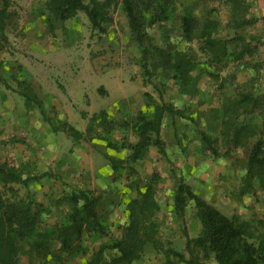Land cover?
Segmentation results:
<instances>
[{"label": "rangeland", "instance_id": "374dc122", "mask_svg": "<svg viewBox=\"0 0 264 264\" xmlns=\"http://www.w3.org/2000/svg\"><path fill=\"white\" fill-rule=\"evenodd\" d=\"M141 2L136 0L145 16L143 42L131 31L121 6L111 12L113 20L104 24L106 30L98 32L81 11L61 20L52 0H7L0 87L13 92L18 107L25 101L54 125L59 123L55 108L69 104L71 93L75 100L69 108L75 111L71 120L82 129H68L71 137L92 141L96 149L103 143L116 152H127L113 163L120 171L122 189L108 193L83 187L97 191L104 224V232L84 241L91 250L119 239L129 222V202L138 189L151 185L159 205L155 220L161 250L147 244L152 251L145 246L134 264H167L169 247L188 257L183 227L191 238L201 228L192 200L183 222L175 214L173 197L180 178L224 214L254 224L264 222V189L238 195L248 150L257 138L264 141V0H153L145 8ZM161 7H166V17L158 16ZM185 20L190 34L184 30ZM207 21L216 27L211 30L216 43L200 36ZM237 21L245 24L237 26ZM169 53L174 55L172 61L160 56ZM175 63H182V69H176ZM121 80L129 100L121 98L117 85ZM245 93L258 98V103L238 105ZM162 103L180 111L173 116L166 113L162 119L164 150L152 144L143 158L133 160L138 126L154 118ZM235 128L241 130L237 133ZM4 160L26 172H41L28 161L16 163L13 156L0 155ZM57 179L13 186L43 209L42 226L48 230L62 222L68 211L69 193L61 190L64 194L55 197L50 193ZM52 250L46 264H81L86 258H65L55 242ZM115 253L113 248L104 250L107 256ZM169 257L175 264H185L178 255ZM21 261L27 262L25 253ZM201 261L216 264L213 259Z\"/></svg>", "mask_w": 264, "mask_h": 264}, {"label": "trees", "instance_id": "16d2710c", "mask_svg": "<svg viewBox=\"0 0 264 264\" xmlns=\"http://www.w3.org/2000/svg\"><path fill=\"white\" fill-rule=\"evenodd\" d=\"M0 6V43L6 40L5 17L7 0H1ZM142 1L144 8L153 0ZM57 15L61 20L75 16L79 11L86 14L92 30L104 32V24L113 20L111 12L119 6L124 10L128 24L138 40L147 38L144 31L145 16L137 8L136 0H52ZM166 7L160 9L158 16L166 17ZM158 17V18H159ZM205 22L200 36L216 43L211 37L215 26ZM245 21H237L242 26ZM185 32L190 34V24L184 21ZM172 61L174 55H160ZM176 69H182V63H175ZM25 97L27 93H23ZM258 98L250 94H242L237 104L258 103ZM178 111L173 105L162 103L157 107L155 116L145 120L137 128L139 141L133 145L132 159L145 156L150 145L164 150V142L160 137L161 122L166 113L173 116ZM241 129L235 128V132ZM151 133L155 135L151 137ZM236 133V134H237ZM51 176L49 172L33 174L23 168L0 161V264H23L22 255L25 253V264H46L52 254V244L55 242L65 258L86 257L81 264H134L142 257L146 244H152L156 250H161L159 225L155 215L159 210L158 201L154 196L151 185L144 190L138 189L137 196L128 204L129 222L124 226L122 236L112 244H101L98 249H89L84 239L104 232V224L98 210V197L88 189L79 188L67 195L68 211L65 219L55 224L53 229L42 226V208L28 196L20 195L13 186H28L31 181ZM257 188L264 189V141L257 138L248 150L246 168L240 178L238 195L254 194ZM194 202V216L200 223L199 234L189 237L185 227V258L172 248L165 249L167 264L170 255H178L185 264H202L201 260L213 259L216 264H264V222L241 219L238 215L228 216L217 206L207 202L197 195L191 186L179 179L174 197L175 214L183 222L189 201ZM106 248H113L116 253L112 256L104 254Z\"/></svg>", "mask_w": 264, "mask_h": 264}, {"label": "crops", "instance_id": "0c3cea01", "mask_svg": "<svg viewBox=\"0 0 264 264\" xmlns=\"http://www.w3.org/2000/svg\"><path fill=\"white\" fill-rule=\"evenodd\" d=\"M75 83L77 81L74 82V86ZM117 85L121 89L120 95H123L121 98L129 100L125 81L121 80ZM67 95L69 104L66 102L64 108L60 104L59 109L55 108L58 110L55 112H59L56 119L59 123L54 125L53 122H49L48 117L34 113V108L31 105L27 106L25 101L18 107L13 92L0 87V155L13 156L16 163L28 161L36 165V169L41 171L39 174L43 172L51 174L31 181L32 183L41 180L44 184L43 178H51V181L58 178L54 181V187H51L50 193L53 197L54 194L62 195L65 191L70 194L86 185L102 192L106 190L111 193L114 189L119 191L123 185L119 180L120 171H117L113 163H118L127 152L124 150L116 152L103 143L96 149L92 141L71 137L68 129L72 127L75 130L82 129L71 120V116L75 114V111H71L75 100L71 93ZM18 109L21 111L18 112ZM103 146L105 148H102ZM166 152L170 156L171 152L168 149ZM136 164L138 163L135 162ZM123 171L126 172L125 169ZM44 187L46 188L45 185ZM91 187H88L89 190L97 195V191ZM145 246L147 252L152 251L147 244Z\"/></svg>", "mask_w": 264, "mask_h": 264}]
</instances>
